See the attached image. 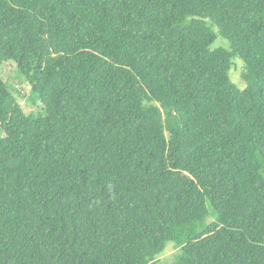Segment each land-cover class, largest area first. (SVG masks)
<instances>
[{
    "label": "trees",
    "instance_id": "1",
    "mask_svg": "<svg viewBox=\"0 0 264 264\" xmlns=\"http://www.w3.org/2000/svg\"><path fill=\"white\" fill-rule=\"evenodd\" d=\"M7 62L0 264H264V0H0Z\"/></svg>",
    "mask_w": 264,
    "mask_h": 264
},
{
    "label": "rangeland",
    "instance_id": "2",
    "mask_svg": "<svg viewBox=\"0 0 264 264\" xmlns=\"http://www.w3.org/2000/svg\"><path fill=\"white\" fill-rule=\"evenodd\" d=\"M224 42V39L218 38L215 45L218 44V46H226ZM233 61L234 62L230 71L231 80L237 88L243 90L247 86V82L243 78V75L245 74L243 63L240 59H234ZM0 77L10 89L15 90V94L18 92L20 96L17 101H19V103L23 106L25 112L37 114L38 110H41V104H38V102L35 104V101L30 99L32 97L31 86L23 79L14 63H5L0 69ZM210 219L211 222H214L216 220V216L211 213ZM176 252L177 250L172 247V244H169L165 253L160 258V264H172L173 256Z\"/></svg>",
    "mask_w": 264,
    "mask_h": 264
}]
</instances>
